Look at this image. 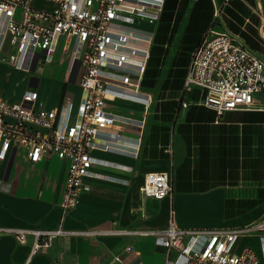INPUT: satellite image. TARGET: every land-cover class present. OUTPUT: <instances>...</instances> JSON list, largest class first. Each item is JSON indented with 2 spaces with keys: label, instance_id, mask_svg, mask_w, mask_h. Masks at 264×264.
Wrapping results in <instances>:
<instances>
[{
  "label": "crops",
  "instance_id": "0c3cea01",
  "mask_svg": "<svg viewBox=\"0 0 264 264\" xmlns=\"http://www.w3.org/2000/svg\"><path fill=\"white\" fill-rule=\"evenodd\" d=\"M33 4L53 6L42 0ZM223 5L228 28L250 48L264 47L259 33L264 0H166L155 23L137 21L135 27L152 36L142 91L114 88L107 96L106 111L116 122L96 140L92 155L100 164L87 178L91 189L74 210L64 212L60 205L68 160L52 155L31 164L19 148L8 161H0V228L97 231L59 237L29 263L33 236L23 244L0 232V264H166L168 251L161 239L140 232L164 230L171 222L200 230L264 220V111L219 117L202 105L203 89L184 88L191 53ZM77 45L75 38H60L50 63L31 65L28 60L23 69L0 62V96L14 102L35 90L37 107L59 108L70 99L77 110L82 98V69L72 63ZM9 48L5 44L4 50ZM150 172L171 175L170 196L157 200L143 194ZM249 237L257 238L251 246L260 253L259 237ZM128 246L133 250L127 251Z\"/></svg>",
  "mask_w": 264,
  "mask_h": 264
},
{
  "label": "built area",
  "instance_id": "2783aa9c",
  "mask_svg": "<svg viewBox=\"0 0 264 264\" xmlns=\"http://www.w3.org/2000/svg\"><path fill=\"white\" fill-rule=\"evenodd\" d=\"M42 1L53 6L37 7L34 0H0V62L17 69L25 67L28 56L31 65L36 61L50 63L59 39L68 42L75 38L78 45L72 51V63H79L82 69L81 102L77 110L70 99L59 108L47 109L36 106L39 93L35 90L14 102L0 96V161H8L19 148L31 164L52 155L68 160L60 205L69 212L91 189L87 178L100 164L92 155L99 134L116 122L106 111L107 96L114 88L135 94L142 91L152 36L135 24L139 20L155 23L166 0ZM223 8H216L214 26L191 53L185 91L203 89L202 105L214 109L219 117L231 111H264V54L250 48L240 34L228 28ZM259 33L264 45V14ZM7 43L10 48L5 51ZM146 100L150 104L151 96ZM141 191L157 200L170 196L171 175L148 173ZM0 232L13 234L23 244L33 236L28 263L51 248L59 237L97 234L62 226L53 230L0 228ZM140 234L161 239L168 251L166 264H264V220L239 228L200 230L182 229L171 222L164 230ZM246 236L259 237L260 253L250 246L238 247L239 240ZM126 249L133 250L131 246Z\"/></svg>",
  "mask_w": 264,
  "mask_h": 264
},
{
  "label": "rangeland",
  "instance_id": "374dc122",
  "mask_svg": "<svg viewBox=\"0 0 264 264\" xmlns=\"http://www.w3.org/2000/svg\"><path fill=\"white\" fill-rule=\"evenodd\" d=\"M251 47H252L253 50H255V51H257V52H259L261 54H264V47H262L261 45H257V47L256 46H254V47L251 46ZM29 59H30V56L27 57V60H29ZM41 74H43V73H41ZM37 78H40L41 79V75L38 76ZM257 242H258L257 238L249 237V239L246 240V237H242L239 240V242H238V247H240V248H242L244 246H250V247H252L251 244H254V243H257Z\"/></svg>",
  "mask_w": 264,
  "mask_h": 264
}]
</instances>
